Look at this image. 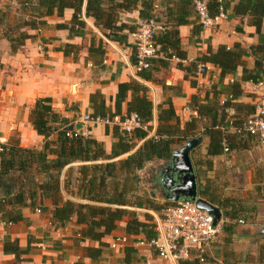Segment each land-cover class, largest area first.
I'll use <instances>...</instances> for the list:
<instances>
[{
    "label": "crops",
    "instance_id": "crops-1",
    "mask_svg": "<svg viewBox=\"0 0 264 264\" xmlns=\"http://www.w3.org/2000/svg\"><path fill=\"white\" fill-rule=\"evenodd\" d=\"M36 3L37 0H0V144L14 140L22 148L40 151L46 140L34 131L29 122L30 110L38 99L50 98L52 109L68 119L71 125L81 122L83 115L92 114L89 98L96 92L103 96L105 107L114 112L120 83L137 81L146 87L147 96L153 104V119L149 125L155 127V130L158 125V107H165L164 102L168 100L183 128L190 119L197 118L196 111L190 106L192 97L202 100L207 95L210 99L212 95L209 91L213 86L222 90L233 85L234 92L239 90L240 95L233 104L240 111L243 105L254 106L264 95V81L262 85L260 82L254 84L242 81L243 67L253 68L250 47L258 43V36L255 29L248 25L247 17L233 15L232 5L226 12V20L214 28H202L195 37L191 25L181 26L178 30L181 48L186 53L183 66L197 62L207 54L209 48L215 51L219 46L240 44L245 51L243 64L233 74L221 80L219 69L209 65L207 75L195 81L194 77H186L185 72L176 67L178 61L173 58L167 70L154 73L153 79L146 81L132 70L135 55L131 33L124 30L119 34L126 37L123 42L107 38L108 31L97 28L91 18L85 17L84 8L83 28L74 27L70 31L74 11L66 8L62 15L54 13L45 18V24L37 30L22 28L14 31L19 21L34 15L29 6ZM139 11L120 12L118 25L124 23L135 26L140 21ZM161 13V9L155 10L158 18H161ZM20 32L31 37L13 50L8 37L17 38ZM129 98L130 94L127 100ZM236 111L235 107H231L228 115L243 117L242 112ZM124 114L126 101L120 110V116ZM82 126L88 129V137L102 143L107 154L111 153L117 141L112 135V128L107 127L106 133V127L102 125ZM228 131L233 134L231 130ZM56 139L57 132H54L48 140ZM133 141L134 150L113 161L127 157L143 143L140 139ZM207 146L208 139L203 136L200 146L191 153L198 191L200 193L205 190L214 202L228 200V210L236 214L237 218L233 221L224 218V211L210 202L220 209L221 222L219 234L208 248L204 264H264V235L260 234L264 228V142L249 137L239 138L236 143L230 144L228 153L213 157L209 164L204 160ZM83 164L72 163L62 172L61 184L68 170L72 169V184L69 187L71 195L62 190L64 199L84 203L75 197L77 181H74L76 169ZM135 192L142 196L141 193L146 191L138 188ZM147 208L146 205L140 208L126 207L135 212L140 221L148 217L147 222L150 224L152 214L160 212ZM52 209V203L44 200L40 213L37 208L21 207L19 210L23 221L5 223L0 219V264H124V251L115 252L110 248L102 249L98 259L85 257L84 250L96 248L98 243L82 238L83 227L77 225L75 219L65 224L53 221ZM126 220L120 222L118 231L113 235H125L123 229ZM240 220L244 223L239 224ZM113 235L103 241L110 242ZM6 242L16 243L24 252L19 256L20 261L16 262L13 254L4 252ZM132 249V256L137 259L132 264H162L153 250Z\"/></svg>",
    "mask_w": 264,
    "mask_h": 264
},
{
    "label": "trees",
    "instance_id": "trees-1",
    "mask_svg": "<svg viewBox=\"0 0 264 264\" xmlns=\"http://www.w3.org/2000/svg\"><path fill=\"white\" fill-rule=\"evenodd\" d=\"M206 2L211 18H216L220 9L227 12L230 5L235 17L248 18V25L255 29L258 43L250 47L253 68L243 67L242 81L254 84L264 81V0H206ZM29 8L34 15L19 21L13 28L14 31L22 28L37 30L45 24V18L54 13L62 15L66 8L74 11L70 31L74 30V27L83 28L84 8L85 17L91 18L97 28L108 31L106 37L116 42L125 40V36H119L124 30L128 33L135 30V26L124 23L118 25V14L140 9V19L155 20L165 27L164 32L154 37L156 45L160 47L161 56L151 60L149 68L139 73V77L146 81L152 80L154 73L162 69L167 70L173 58L177 59L176 67L184 71L186 77L194 78L198 63L209 64L219 69L221 80L233 74L243 64L245 51L236 43L232 47L219 46L215 51L209 48L207 54L197 62L183 66L186 53L180 45L179 27L191 25L194 37L202 29L195 12L194 0H37V3ZM156 9H161V18L156 16ZM30 37L27 33L20 32L17 38L8 37V41L15 50ZM134 63L135 56L132 60V64ZM210 89L209 93L212 95L210 99L207 95L202 100L196 96L192 97L190 106L196 111L197 118L190 119L183 128L180 127L179 118L175 115L170 100L164 102L165 107L159 106L158 125L155 130L157 140L146 139L151 128L149 124L153 119V104L143 84L137 81L118 84L114 112L105 107L100 93L91 94L89 102L93 112L90 117L120 115L121 105L126 101V114H137L146 127V130L135 132L131 138L120 134L117 128H112V135L117 141L113 144L110 154L105 152L102 143L93 138L82 137L79 134L74 137L75 132L66 129L69 126L68 119L52 109L51 99H38L30 110L29 122L34 131L45 138L43 148L40 151L25 149L14 140L0 144V219L5 223H18L24 220L19 210L21 207L28 206L41 210L44 200H49L53 206L51 211L53 221L65 224L75 219L76 224L83 227L82 238L98 243V247L84 250L85 257L91 259H98L101 256L103 247L107 245L103 240L118 231L119 224L124 219H127L123 229L125 235L131 237L143 235L148 239L154 237L155 234L149 229L151 224L147 222L148 218L140 221L136 213L126 207L140 208L146 205L147 209L161 212L173 203L154 205L145 194L131 202L128 195L139 188L138 172L150 161L168 159L175 146H180L186 140L200 135L208 139L204 160L208 164L211 163L213 157L223 153L224 141L229 147L239 140L237 135L229 133V127L241 124L254 112V106L243 105L240 111V108L233 104L240 95L239 90L233 91V85L222 90L216 86ZM128 94L130 98L127 100ZM228 96H231V100L226 99ZM222 97L225 98L223 103ZM231 107L236 108V113L242 112L243 117L235 118L228 115ZM199 123H202L201 131ZM54 132H57V139L48 140ZM105 132H108L107 127ZM133 139L143 140V143L127 157L113 161L134 150ZM100 161L104 162L98 163ZM76 162L84 164L75 171L74 181H77L75 197L84 203L64 199L62 195V190L71 195L69 187L72 184V169L68 170L63 184L60 182L62 172L68 165ZM200 196L218 205L224 211V218L236 220V214L228 210L230 207L228 200L214 202L209 199L205 190L200 191ZM123 251L124 264L137 262L132 256L134 253L132 247H126ZM4 252L13 254L16 262L20 261V254L24 253L12 242L4 244ZM181 264L199 263L192 261Z\"/></svg>",
    "mask_w": 264,
    "mask_h": 264
},
{
    "label": "built area",
    "instance_id": "built-area-1",
    "mask_svg": "<svg viewBox=\"0 0 264 264\" xmlns=\"http://www.w3.org/2000/svg\"><path fill=\"white\" fill-rule=\"evenodd\" d=\"M195 12L199 24L203 29L213 28L227 19L226 12L220 9L216 18L208 14L206 0H194ZM162 23L155 20H142L137 22L135 30L130 34L134 47L135 63L132 64L133 73L139 77V73L149 68L150 61L161 56L160 47L156 45L154 37L164 32ZM209 64L198 63L195 79L201 80L207 75ZM262 85L263 83L260 82ZM231 100V96L226 98ZM225 98L221 99V103ZM82 125L97 124L110 128H117L118 132L131 138L135 132L146 130L141 118L135 114L113 115L104 118H92L83 115ZM77 124V123H74ZM73 124V125H74ZM152 128V127H151ZM229 130L239 138H253L257 142H264V95L254 105V112L241 124L229 127ZM82 137H88V129L73 130ZM147 138L155 140V127L148 131ZM223 153L229 152V147L222 143ZM40 213L41 210L37 209ZM153 220L149 229L155 234L152 238L143 235L131 237L119 235L109 242L112 251H123L126 247L148 248L155 252L162 264H181L182 262L198 261L204 264L208 248L220 231V224H213L212 216L200 209L195 202L182 200L163 209L160 213H153ZM243 224L242 220L238 221Z\"/></svg>",
    "mask_w": 264,
    "mask_h": 264
},
{
    "label": "water",
    "instance_id": "water-1",
    "mask_svg": "<svg viewBox=\"0 0 264 264\" xmlns=\"http://www.w3.org/2000/svg\"><path fill=\"white\" fill-rule=\"evenodd\" d=\"M82 123L71 124L68 131L82 129ZM203 136L186 140L179 148L173 150L168 159H159L145 164L138 172L139 188L144 189L154 199L170 203L182 200L195 202L207 211L217 226L221 222L220 209L200 196L191 153L202 143ZM264 235V228L260 232Z\"/></svg>",
    "mask_w": 264,
    "mask_h": 264
},
{
    "label": "rangeland",
    "instance_id": "rangeland-1",
    "mask_svg": "<svg viewBox=\"0 0 264 264\" xmlns=\"http://www.w3.org/2000/svg\"><path fill=\"white\" fill-rule=\"evenodd\" d=\"M216 27V26H215ZM214 28V27H213ZM185 142H183V144H184ZM183 144H181V145H183ZM180 145V146H181ZM176 147V146H175ZM192 159H194L193 161H195V158L193 157ZM139 194L140 193H136V192H133V193H131V194H129L128 195V198H129V200L131 201V202H134L135 200H136V198L139 196ZM144 194L146 195V197L148 198V199H150V200H152L151 202H152V204H154V205H158V206H162L163 204H165V203H168V201H164V200H162V199H154L153 197H151L148 193H147V191L146 192H144ZM141 195H143L142 193H141ZM161 211V210H160ZM140 214H143V213H140ZM149 216H151V215H149ZM139 217H141L142 218V216H139ZM152 217V216H151ZM148 218V217H147ZM149 219H150V217H149ZM71 221V220H70ZM219 234V233H218ZM217 234V235H218ZM118 235H120V233H118V234H116V235H113L112 237H111V240L113 239V238H115V237H117ZM110 240V241H111ZM214 240H216V238L214 239ZM105 244H107V245H105L104 247H103V249L104 250H110L109 249V242L108 243H106L105 242Z\"/></svg>",
    "mask_w": 264,
    "mask_h": 264
}]
</instances>
